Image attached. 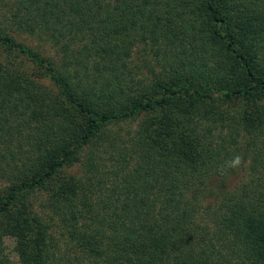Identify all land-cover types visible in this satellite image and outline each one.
Masks as SVG:
<instances>
[{"label": "trees", "instance_id": "obj_1", "mask_svg": "<svg viewBox=\"0 0 264 264\" xmlns=\"http://www.w3.org/2000/svg\"><path fill=\"white\" fill-rule=\"evenodd\" d=\"M8 238L19 264H264V0H0V264Z\"/></svg>", "mask_w": 264, "mask_h": 264}, {"label": "rangeland", "instance_id": "obj_2", "mask_svg": "<svg viewBox=\"0 0 264 264\" xmlns=\"http://www.w3.org/2000/svg\"><path fill=\"white\" fill-rule=\"evenodd\" d=\"M25 38V37H22ZM25 42L27 44H31L32 46H34L35 48H38L39 46L42 47V49H40L42 51V53L44 54H48L50 56L54 57V48L52 47V45L50 44H46V45H42L37 39H31V38H25ZM47 83V82H45ZM4 246H6L7 248V255L10 259L11 264H19L20 261V255L17 253L16 249H15V245H14V241L12 239H4Z\"/></svg>", "mask_w": 264, "mask_h": 264}, {"label": "clouds", "instance_id": "obj_3", "mask_svg": "<svg viewBox=\"0 0 264 264\" xmlns=\"http://www.w3.org/2000/svg\"><path fill=\"white\" fill-rule=\"evenodd\" d=\"M243 164V158L237 154L232 157L230 160L226 161V167L228 169H239ZM223 171V168L221 169Z\"/></svg>", "mask_w": 264, "mask_h": 264}]
</instances>
